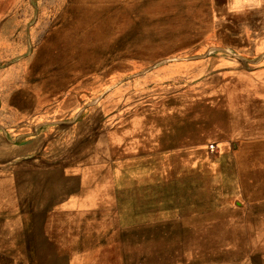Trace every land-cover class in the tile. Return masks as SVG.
I'll return each instance as SVG.
<instances>
[{
  "label": "rangeland",
  "instance_id": "rangeland-1",
  "mask_svg": "<svg viewBox=\"0 0 264 264\" xmlns=\"http://www.w3.org/2000/svg\"><path fill=\"white\" fill-rule=\"evenodd\" d=\"M0 0V264H264V8Z\"/></svg>",
  "mask_w": 264,
  "mask_h": 264
},
{
  "label": "clouds",
  "instance_id": "clouds-1",
  "mask_svg": "<svg viewBox=\"0 0 264 264\" xmlns=\"http://www.w3.org/2000/svg\"><path fill=\"white\" fill-rule=\"evenodd\" d=\"M224 7L228 12L239 15L245 10H257L264 8V0H226Z\"/></svg>",
  "mask_w": 264,
  "mask_h": 264
}]
</instances>
